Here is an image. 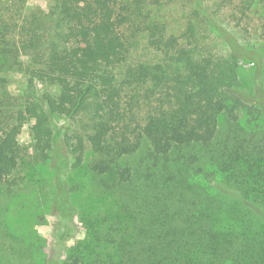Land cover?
Instances as JSON below:
<instances>
[{
  "label": "trees",
  "instance_id": "trees-1",
  "mask_svg": "<svg viewBox=\"0 0 264 264\" xmlns=\"http://www.w3.org/2000/svg\"><path fill=\"white\" fill-rule=\"evenodd\" d=\"M165 1L49 0L16 20L15 3V18L0 16V192L13 197L18 185L28 116L59 224L82 185L66 184V167L103 202L84 209L85 239L62 264H264V0H221L235 5V27L259 34L245 43L205 0H186L193 19L167 33ZM200 21L224 49L213 51ZM241 62L255 66L256 84H243Z\"/></svg>",
  "mask_w": 264,
  "mask_h": 264
},
{
  "label": "rangeland",
  "instance_id": "rangeland-1",
  "mask_svg": "<svg viewBox=\"0 0 264 264\" xmlns=\"http://www.w3.org/2000/svg\"><path fill=\"white\" fill-rule=\"evenodd\" d=\"M15 3L20 4V6L16 4L14 7L17 10L16 16L14 15L16 12L7 10L9 7L12 9V5ZM204 3L209 14L219 24L232 27V29H228H231L241 43L253 42L258 38L259 34L256 30L253 32L247 24L240 22V26H234L236 20L230 17L231 7L234 4L220 6L223 5L221 0H205ZM50 6L49 0H0V16L3 20L10 22L8 19H13L15 16L16 20L18 14L23 16L32 10L47 12ZM191 10L192 4L187 3L186 0H166L158 14L166 23L167 33L179 35L185 30L188 20L193 19L190 16ZM197 26L200 34L213 39L211 47L214 52L224 49L221 41L214 34L207 33L201 21ZM255 71L256 68L252 63H239V75L243 84L246 85L252 81L256 84ZM9 83L11 92L18 96L25 85L24 76L12 75ZM247 89L244 87L243 91L246 92ZM22 121L20 131L16 136L20 150L16 172L19 179L18 185L14 187L13 197L6 196L5 189L0 192V264H6V261H9L10 264H35V262L40 264L47 261L62 264L69 259L71 250L85 239V229L82 222L84 209L87 211L94 210L99 208L103 202L93 198L89 201L88 199L91 197L89 194L90 178L82 170L72 172L69 167H66L62 170L66 184L78 182L82 185L78 186L79 189L74 191V194L70 195L69 198L70 207L74 209L73 218L68 222L59 224V218L52 204L54 198V192H52L54 189L53 171L49 164H43L37 159L34 151L33 127L36 122L28 116ZM58 123L63 126L67 122L61 119ZM38 201H43L46 205H43L44 209L37 208V213H40L39 216L31 215L30 209H34V204ZM33 213L35 212L33 211ZM6 232L9 235L6 236ZM27 235L33 238L31 242L35 244L27 251L23 249V252L20 243L25 244L27 242L24 240V236ZM37 240H41V242L39 241V243Z\"/></svg>",
  "mask_w": 264,
  "mask_h": 264
}]
</instances>
